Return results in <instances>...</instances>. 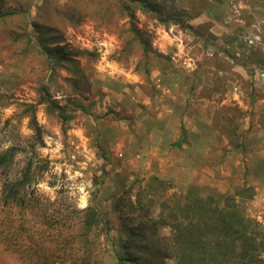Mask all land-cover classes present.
Listing matches in <instances>:
<instances>
[{"label":"rangeland","instance_id":"rangeland-1","mask_svg":"<svg viewBox=\"0 0 264 264\" xmlns=\"http://www.w3.org/2000/svg\"><path fill=\"white\" fill-rule=\"evenodd\" d=\"M159 3L180 20L129 19L120 0H0V151L17 146L11 169L30 160L29 190L55 203L35 223L50 218L38 263L78 264L86 237L98 264H113L125 235L116 200L138 210L152 190L249 188L236 202L264 229V0ZM65 235L78 255L56 250ZM29 257L0 243V264Z\"/></svg>","mask_w":264,"mask_h":264},{"label":"trees","instance_id":"trees-1","mask_svg":"<svg viewBox=\"0 0 264 264\" xmlns=\"http://www.w3.org/2000/svg\"><path fill=\"white\" fill-rule=\"evenodd\" d=\"M120 1L129 19H134L135 12L140 11L162 24L180 20L177 13L163 10L159 0ZM172 4V9L176 10L177 5L174 1ZM134 32V38L140 41L146 55L148 43L145 37ZM53 55L57 60L67 59L62 48H54ZM59 115L65 117L62 113ZM34 128L38 135L39 129ZM175 145L179 146V143ZM18 152L17 146L0 151V243L13 254L26 253L31 256L28 264H42L32 258L42 257L36 256L40 250L35 249L34 239L39 237L37 234L41 229L42 232L45 229L44 234L51 231L50 218L44 227L39 228L35 223L42 216L41 212L48 205L55 206V203L43 200L46 203L43 205L41 197L29 190L32 184L30 160L22 171L11 169ZM151 179L164 190L163 181L156 177ZM147 188L151 189L152 185ZM195 190L190 187L184 195L169 196L166 192L154 190L141 192V197L136 200L138 210L132 202L117 199L114 209L125 235L118 248L112 251L113 264H165L167 261L173 264H264V229L247 217L236 202L237 197L251 190L243 187L233 195ZM68 218L69 214L64 216L63 222ZM94 221V214H89L81 225L89 232ZM107 225L105 221L106 235L109 231ZM88 242L85 237L82 246L84 256L79 258L78 264H98V258L101 259L100 249L93 248ZM73 244L71 237L65 235L60 239L59 246H55L63 255H78L81 248L77 249V245ZM51 254L46 257L48 261L53 257ZM57 261L53 259L49 262Z\"/></svg>","mask_w":264,"mask_h":264},{"label":"crops","instance_id":"crops-1","mask_svg":"<svg viewBox=\"0 0 264 264\" xmlns=\"http://www.w3.org/2000/svg\"><path fill=\"white\" fill-rule=\"evenodd\" d=\"M215 22H217V20H215Z\"/></svg>","mask_w":264,"mask_h":264}]
</instances>
